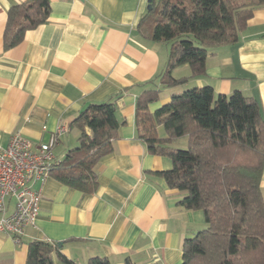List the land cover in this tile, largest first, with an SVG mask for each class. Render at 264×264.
Masks as SVG:
<instances>
[{"label":"crops","instance_id":"obj_1","mask_svg":"<svg viewBox=\"0 0 264 264\" xmlns=\"http://www.w3.org/2000/svg\"><path fill=\"white\" fill-rule=\"evenodd\" d=\"M26 0H0V145L21 134L34 148L49 143L56 161L79 146L72 127L92 104L113 101L120 124L112 154L96 167L98 189L85 194L59 182L54 174L31 187L41 193L40 214L19 240L0 232V264H27L34 241L62 243L61 253L75 264L105 257L111 264H182L183 246L206 227L201 210L179 205L185 193L172 190L155 172L172 169L169 157L149 152L140 139L136 107L154 82L157 109L174 94L211 86L216 95L235 91L257 98L264 114V7L254 10L235 45L214 49L205 73L192 76L188 65L173 71L184 83L166 87L160 77L169 45L153 42L138 30L153 0H49L48 21L5 50L8 12ZM160 127L158 128L159 131ZM166 138L167 135H159ZM172 147H187L179 138ZM264 198V169L261 182ZM9 214L14 200L9 201ZM55 264H65L57 257Z\"/></svg>","mask_w":264,"mask_h":264},{"label":"trees","instance_id":"obj_2","mask_svg":"<svg viewBox=\"0 0 264 264\" xmlns=\"http://www.w3.org/2000/svg\"><path fill=\"white\" fill-rule=\"evenodd\" d=\"M264 0H153L138 30L153 42L169 45V60L160 82L166 87L184 83L175 79L177 68L188 65L192 76L205 73L209 53L235 45L240 33ZM49 0H26L8 12L4 48L19 45L25 34L45 24ZM137 100L136 121L140 139L149 152L169 157L173 167L154 174L170 189L185 193L179 205L201 210L206 227L183 246L182 264H264V114L259 99L240 91L216 95L204 86L174 94L155 112L159 100L155 83ZM80 130L79 146L53 164L50 175L85 194L98 189L96 167L114 150L120 126L113 101L92 104L72 122ZM163 127L167 137L161 138ZM188 138L187 148L172 147ZM62 243L29 244L27 264H75L61 253ZM87 264H111L105 257ZM126 264H135L130 259Z\"/></svg>","mask_w":264,"mask_h":264},{"label":"built area","instance_id":"obj_3","mask_svg":"<svg viewBox=\"0 0 264 264\" xmlns=\"http://www.w3.org/2000/svg\"><path fill=\"white\" fill-rule=\"evenodd\" d=\"M64 132L61 127L49 143L38 148L21 134L14 135L7 147L0 145V232L19 240L26 228L36 226L41 193L31 185L49 177L57 162L54 147ZM10 200H14V210L9 214Z\"/></svg>","mask_w":264,"mask_h":264},{"label":"rangeland","instance_id":"obj_4","mask_svg":"<svg viewBox=\"0 0 264 264\" xmlns=\"http://www.w3.org/2000/svg\"><path fill=\"white\" fill-rule=\"evenodd\" d=\"M156 1H159V0H156ZM158 133H159V135H163V134H166V132H165V130H164V128L163 127H160V129H159V131H158ZM179 148H181V149H185V148H187V147H181V146H179Z\"/></svg>","mask_w":264,"mask_h":264},{"label":"water","instance_id":"obj_5","mask_svg":"<svg viewBox=\"0 0 264 264\" xmlns=\"http://www.w3.org/2000/svg\"><path fill=\"white\" fill-rule=\"evenodd\" d=\"M151 6H152V4H151ZM151 6L149 7V9L151 8Z\"/></svg>","mask_w":264,"mask_h":264}]
</instances>
